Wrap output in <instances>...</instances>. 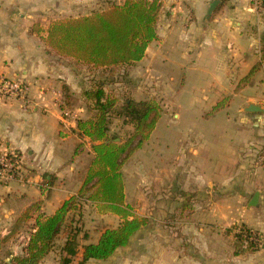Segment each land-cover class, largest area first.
<instances>
[{
  "label": "crops",
  "instance_id": "0c3cea01",
  "mask_svg": "<svg viewBox=\"0 0 264 264\" xmlns=\"http://www.w3.org/2000/svg\"><path fill=\"white\" fill-rule=\"evenodd\" d=\"M156 1L160 3L156 38L132 67L143 78L135 79L136 83H152L151 95L162 91L151 74L155 63L188 60L194 68H211L205 72L213 88L211 97H205L208 104L196 110L194 118L202 122L219 118L223 123L186 127L179 132L174 155L166 160L162 157L168 152L166 142L160 141L163 152L155 155L153 175L136 162L144 189L130 197L125 174H132L133 157L148 141L133 154L121 170L124 201L140 217L149 219L154 213L155 221L151 219L108 259L85 264H264V93L250 90L264 86V8L251 9L249 0ZM214 1L217 4L209 14ZM55 7L51 0H0V77L21 79L28 86L25 101L0 99V141L18 154L23 169L19 179L0 184V264L23 255L37 216L53 215L77 195L83 162L92 159L88 139L76 133V121L89 115L81 105L80 92L86 85L79 78L75 86L71 66L50 53L31 31L37 23L46 30L42 20L53 9L64 12ZM60 18L65 17L52 22ZM63 87L81 102L65 119L59 108ZM138 91L132 89L142 95ZM220 103L224 104L213 111ZM250 103L263 111L246 112ZM81 143L83 151L74 155ZM152 192L155 198L148 205ZM255 194L256 205L251 206ZM32 206L27 218H22ZM91 206L94 224L113 226L92 232L83 212L73 216L40 264H59L60 248L70 230L78 229L83 246L96 243L105 229L118 226V216L101 214L96 205ZM242 226L257 233L258 248L243 250L232 238ZM3 250L7 252L1 254ZM81 252L80 248L72 264H79Z\"/></svg>",
  "mask_w": 264,
  "mask_h": 264
},
{
  "label": "trees",
  "instance_id": "16d2710c",
  "mask_svg": "<svg viewBox=\"0 0 264 264\" xmlns=\"http://www.w3.org/2000/svg\"><path fill=\"white\" fill-rule=\"evenodd\" d=\"M159 10L160 3L156 0H123L121 5L113 4L86 16L55 20L46 30L34 24L31 31L40 37L50 53L108 72L131 67L142 60L148 45L156 38ZM90 84L81 98L85 108L94 113L93 118L76 121L77 136L88 139L92 153V159L79 174L81 187L77 195L64 201L53 215L37 216L23 255L14 256L5 264H40L54 250L56 240L69 228V223L74 221L72 217L75 214L81 216L82 200L96 205L101 214L118 216L120 223L116 228L105 229L96 243L83 246L77 239L78 229L67 232L60 248L59 264H72L80 248L79 264L106 260L117 249L125 247L130 238L149 223L148 218L136 215L132 207L125 203L121 170L148 141L161 116V108L155 99L138 102L127 99L118 105V101L106 93L105 82L93 79ZM68 90L63 87L59 105L62 114L78 106L79 99H75ZM218 109L220 105H216L213 111ZM112 116L122 118L133 126V133L123 143H115L113 140L116 137L108 136ZM83 148L82 143L78 144L74 155ZM31 209L33 206L22 218H27ZM231 236L241 248L244 239L248 240L243 250H254L260 246L257 233L243 226ZM250 237L256 241L250 240Z\"/></svg>",
  "mask_w": 264,
  "mask_h": 264
},
{
  "label": "rangeland",
  "instance_id": "374dc122",
  "mask_svg": "<svg viewBox=\"0 0 264 264\" xmlns=\"http://www.w3.org/2000/svg\"><path fill=\"white\" fill-rule=\"evenodd\" d=\"M51 2L56 3L55 8L64 10V12H55L56 15L52 16L53 14H55L53 9V12L48 13L49 16L45 15L46 19L42 20L45 27H48L49 24L52 23V20L56 17L66 18L67 16V18H73L86 16L91 13L107 9L113 4L121 5L123 3V0H51ZM60 59L61 61H67L66 63L71 66V69H73L74 79H76L75 83L79 81L80 78L86 85V87H84L80 92L81 95L83 91L87 90L91 85L90 81L95 79L96 81L101 80L106 83L104 87L106 93L114 97L118 101V105H121L123 101L127 99L137 102L155 99L158 102L162 112L161 118L154 128L151 139H149L144 147L140 151L136 152L135 156L133 157L130 165V167L132 168V174H125L126 192L130 197L137 196L138 193L144 189V187L140 186V171L137 168L136 162H142V164L144 165L143 171L148 175H153L155 155L163 152L161 151V148L163 147L159 146L160 141L166 142L167 148L165 149L168 152L166 155L162 154L163 160H166L168 156L170 157V155H174L176 146L180 139L179 132L182 133V131H184L186 127H201L202 123H205L204 127H212L220 126L223 123L219 118L208 122H202L203 119L198 121L194 118L196 110L202 109L203 107L205 108V104H208L205 97H211L213 88L210 87L208 79L205 75V72H208L209 70L212 71L211 68H209V70L207 71H205L204 69L202 70L201 68H194V66L191 65L188 60L182 61L180 64L176 63L170 65H160V63H155L152 67L151 74L153 75V80H156L158 84H160V89H162V91L160 92L161 94L157 91H153L152 93L156 94L151 95L149 89L153 84H150V82H140L137 84L136 80L142 81L143 78H140V73H136V71L133 70L132 67L134 65L124 69L116 68L108 72H102L101 70L93 69L91 66L77 63L71 58L60 57ZM150 79L152 80V78ZM133 81H135V83H133ZM77 85L78 83L75 84V86ZM137 86L140 89H137ZM133 88L135 92L138 90L143 91L142 95H139L138 93H132ZM250 90L253 92V94H255V92H258V94L262 96V94L264 93V86L260 85L256 89L254 87H251ZM68 91L74 97V93L70 90ZM161 95H163V97ZM75 99L78 98L75 97ZM80 103L81 102H78L79 105ZM221 104L224 103H220L218 105ZM81 105L85 106L83 100ZM86 111L89 115L88 118L84 120L92 119L94 113L88 111L87 109ZM174 114H177L179 118H173ZM108 128V136L116 137L115 139H118L116 143L125 142L133 133L132 125L125 122L122 118H117L115 116H112L110 118ZM84 163L85 161L83 162V166L87 165L89 162L87 164ZM151 190H153V188H151ZM149 195L150 204L148 205H151L153 204L155 196L153 192ZM83 203H86L84 205H87V208H84ZM92 207L93 206L87 203L86 200L81 201V208L79 212L81 216L83 212V216L85 217L84 223L92 227L89 229V231L98 233L108 226H113L112 224H94L95 218ZM132 209L134 210L133 207ZM150 216L151 217L148 219L149 223L151 222V219L155 221L154 213H152V215ZM172 217L174 218L175 216ZM6 252L7 250H3L1 251V254H5Z\"/></svg>",
  "mask_w": 264,
  "mask_h": 264
},
{
  "label": "built area",
  "instance_id": "2783aa9c",
  "mask_svg": "<svg viewBox=\"0 0 264 264\" xmlns=\"http://www.w3.org/2000/svg\"><path fill=\"white\" fill-rule=\"evenodd\" d=\"M251 9L264 8V0H249ZM28 86L21 79L0 77V99H17L25 101ZM69 112L62 114V119L69 117ZM22 163L18 154L7 149L0 141V184H7L21 177ZM250 240L256 241L253 237ZM248 240L244 239L242 247L246 248Z\"/></svg>",
  "mask_w": 264,
  "mask_h": 264
},
{
  "label": "water",
  "instance_id": "95a60500",
  "mask_svg": "<svg viewBox=\"0 0 264 264\" xmlns=\"http://www.w3.org/2000/svg\"><path fill=\"white\" fill-rule=\"evenodd\" d=\"M216 4H217V1H214V2H212V3L210 4V6H209V11H208L209 14L214 10ZM245 111H246V112H262L263 109H261L260 107H258V106H256V105L250 103V104H248V106L245 108ZM116 141H118V139L113 140V142H115V143H116ZM257 196H258L257 194L254 195V197H253V199H252V202H251V206H255V205H256Z\"/></svg>",
  "mask_w": 264,
  "mask_h": 264
}]
</instances>
